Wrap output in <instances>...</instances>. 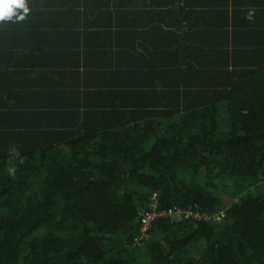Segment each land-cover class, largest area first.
Listing matches in <instances>:
<instances>
[{"label": "trees", "instance_id": "16d2710c", "mask_svg": "<svg viewBox=\"0 0 264 264\" xmlns=\"http://www.w3.org/2000/svg\"><path fill=\"white\" fill-rule=\"evenodd\" d=\"M25 2L0 20V264H264V0ZM152 203L179 213L142 236Z\"/></svg>", "mask_w": 264, "mask_h": 264}, {"label": "built area", "instance_id": "2783aa9c", "mask_svg": "<svg viewBox=\"0 0 264 264\" xmlns=\"http://www.w3.org/2000/svg\"><path fill=\"white\" fill-rule=\"evenodd\" d=\"M179 213V210L175 209H169V210H162L158 209L156 203H152L147 210H144L141 212L140 216V233L142 236H144L147 233L148 228L150 227L152 221L156 217H162L167 215H177ZM194 216H198L196 213ZM222 216H224L223 212H220L219 215H216V220L220 219Z\"/></svg>", "mask_w": 264, "mask_h": 264}, {"label": "clouds", "instance_id": "9594fccd", "mask_svg": "<svg viewBox=\"0 0 264 264\" xmlns=\"http://www.w3.org/2000/svg\"><path fill=\"white\" fill-rule=\"evenodd\" d=\"M17 9H23L25 14L29 12L25 0H0V20L11 19L14 15L17 19H23V15L15 12Z\"/></svg>", "mask_w": 264, "mask_h": 264}, {"label": "rangeland", "instance_id": "374dc122", "mask_svg": "<svg viewBox=\"0 0 264 264\" xmlns=\"http://www.w3.org/2000/svg\"><path fill=\"white\" fill-rule=\"evenodd\" d=\"M228 196L225 195V198H227ZM229 198V197H228Z\"/></svg>", "mask_w": 264, "mask_h": 264}]
</instances>
